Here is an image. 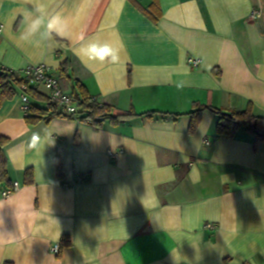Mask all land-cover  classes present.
Masks as SVG:
<instances>
[{"label": "crops", "instance_id": "crops-1", "mask_svg": "<svg viewBox=\"0 0 264 264\" xmlns=\"http://www.w3.org/2000/svg\"><path fill=\"white\" fill-rule=\"evenodd\" d=\"M56 13L64 35L41 39L42 25L24 38L33 19ZM104 42L119 63L74 54ZM40 65L64 93L80 82L112 118L32 125L20 88L1 105L0 264H264V141L245 128L218 135L211 109L190 132L196 106L252 104L264 117V0H0V67L23 78Z\"/></svg>", "mask_w": 264, "mask_h": 264}, {"label": "trees", "instance_id": "trees-1", "mask_svg": "<svg viewBox=\"0 0 264 264\" xmlns=\"http://www.w3.org/2000/svg\"><path fill=\"white\" fill-rule=\"evenodd\" d=\"M155 3H152L150 10L146 11L148 15L152 17L154 21H158L161 17L160 14L154 16L153 9ZM68 65L65 64L61 69L62 71L67 70ZM0 72V107L8 99L13 98L20 88L22 83H26L24 78H20V73L17 71L8 70L1 68ZM74 82V96L80 101V107L78 110L79 119L81 122H88L93 124L95 127H100L104 120L112 118L110 114V108L107 105L99 107L95 103L89 102L90 95L86 91L85 87L78 81ZM28 95L44 101H48L47 109H42L32 104L31 114L26 116L29 124H36L39 121H49L54 117H70L71 115L64 113L60 110L57 105L49 102V96L38 93L33 87L30 86ZM206 109L213 110L218 116L219 121L217 124V134L224 137H234L236 133L241 129L245 128L249 133L254 136L255 141H264V117L256 116L253 112V105L250 104L245 110H230L223 111L215 108H208L205 106L198 107L191 111L192 125L190 132H194L198 123L201 120L202 114ZM118 120V118H117ZM10 143L9 139L0 135V184H9L8 178V160L5 154V147ZM57 173H61V164L58 162ZM27 182H33L32 170L26 171ZM69 245V241L64 237L62 239L61 247Z\"/></svg>", "mask_w": 264, "mask_h": 264}, {"label": "built area", "instance_id": "built-area-1", "mask_svg": "<svg viewBox=\"0 0 264 264\" xmlns=\"http://www.w3.org/2000/svg\"><path fill=\"white\" fill-rule=\"evenodd\" d=\"M258 11L254 10L252 12V17L256 18L258 16ZM192 64L197 66L199 64L198 60H192ZM21 74L26 81L20 86V100L22 103V111L25 116L31 114L32 102L28 95V90L31 85L39 84L45 87L48 91L49 102L57 105V107L64 113L73 116L75 119L80 121L78 110L80 107V101L72 94L64 93L58 80L50 73V69L46 65L40 66H28L21 71ZM89 102L97 104L102 107L104 104L99 100L97 96H90ZM110 156H115L116 154L112 151L109 152ZM19 188L18 184H14L12 188L8 189L4 195L7 196L15 192ZM51 251L58 255L60 253V246L55 245L52 247Z\"/></svg>", "mask_w": 264, "mask_h": 264}, {"label": "clouds", "instance_id": "clouds-1", "mask_svg": "<svg viewBox=\"0 0 264 264\" xmlns=\"http://www.w3.org/2000/svg\"><path fill=\"white\" fill-rule=\"evenodd\" d=\"M44 25V32L41 33V39H51L53 34L56 36H62L67 31L68 22L61 14L56 13L51 16L50 19L45 20L43 15L37 16L27 25L25 32V39L35 35ZM83 39V37H81ZM78 58L87 57L90 61H99L101 63L107 61L112 64L119 63L120 61V49L113 46L109 42L104 43H90L86 47H81L74 52ZM176 86L182 88L184 86L183 81H177ZM40 140V135L34 133L32 136V142L37 143Z\"/></svg>", "mask_w": 264, "mask_h": 264}, {"label": "water", "instance_id": "water-1", "mask_svg": "<svg viewBox=\"0 0 264 264\" xmlns=\"http://www.w3.org/2000/svg\"><path fill=\"white\" fill-rule=\"evenodd\" d=\"M0 72H1V69H0Z\"/></svg>", "mask_w": 264, "mask_h": 264}]
</instances>
